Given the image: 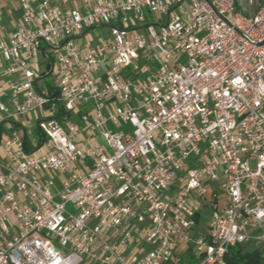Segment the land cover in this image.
Masks as SVG:
<instances>
[{
  "label": "built area",
  "instance_id": "built-area-1",
  "mask_svg": "<svg viewBox=\"0 0 264 264\" xmlns=\"http://www.w3.org/2000/svg\"><path fill=\"white\" fill-rule=\"evenodd\" d=\"M16 1L0 264H264V0Z\"/></svg>",
  "mask_w": 264,
  "mask_h": 264
},
{
  "label": "rangeland",
  "instance_id": "rangeland-1",
  "mask_svg": "<svg viewBox=\"0 0 264 264\" xmlns=\"http://www.w3.org/2000/svg\"><path fill=\"white\" fill-rule=\"evenodd\" d=\"M260 1L261 0H236L235 9L239 12H244L246 15H251L252 13L255 12L256 7ZM186 5H187V2L185 1L183 3V6L186 7ZM19 7L20 6H19L18 2H15L14 6H12V5H10V3H8L6 5V7L1 10V12H0L1 13L0 25L3 26V32L4 33L7 32L8 28H9L8 24H9V21L11 20V17L16 18L19 15H21V10ZM145 14H146L147 23H154L155 21H158V22L165 21V14H163L161 16L157 15L154 12H149V13L146 12ZM105 28L106 27H104V26L99 27L97 29V32L99 34H103L105 31ZM45 59L46 58H44V56L39 52L38 56H37V60H38V66H39L41 71H45V69H46L45 68V64H46ZM44 80L47 84L51 82V78L49 76L45 77ZM24 119L25 118L20 117V120H24ZM34 124L35 123L33 121V125ZM32 135L37 140L40 137L37 129L34 127H33ZM97 138L100 142H103V140L100 136H98ZM66 207L68 210L73 211L72 207L69 204H67ZM201 217H202V219L200 220L199 224L197 225V234L204 235L207 232L208 214L202 213ZM241 248L245 252H250V251H253L255 249V245L251 244V243H243L241 245Z\"/></svg>",
  "mask_w": 264,
  "mask_h": 264
},
{
  "label": "trees",
  "instance_id": "trees-1",
  "mask_svg": "<svg viewBox=\"0 0 264 264\" xmlns=\"http://www.w3.org/2000/svg\"><path fill=\"white\" fill-rule=\"evenodd\" d=\"M225 259L227 264H262V255L259 251L245 252L241 246L230 247Z\"/></svg>",
  "mask_w": 264,
  "mask_h": 264
},
{
  "label": "crops",
  "instance_id": "crops-1",
  "mask_svg": "<svg viewBox=\"0 0 264 264\" xmlns=\"http://www.w3.org/2000/svg\"><path fill=\"white\" fill-rule=\"evenodd\" d=\"M15 2H17L16 0H0V12L2 9H4L6 7V5L8 3H10V5L14 6ZM20 16L19 15L18 17H11V20L9 21V24H8V30L7 32H3V26H2V31H0V38H5L14 28L17 24H19L20 22ZM0 17H1V13H0ZM1 20V18H0ZM1 26V25H0Z\"/></svg>",
  "mask_w": 264,
  "mask_h": 264
}]
</instances>
